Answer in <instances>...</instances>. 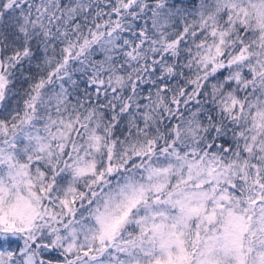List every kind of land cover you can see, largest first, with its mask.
<instances>
[{
    "label": "snow or ice",
    "instance_id": "6c2138e0",
    "mask_svg": "<svg viewBox=\"0 0 264 264\" xmlns=\"http://www.w3.org/2000/svg\"><path fill=\"white\" fill-rule=\"evenodd\" d=\"M0 264H264V0H0Z\"/></svg>",
    "mask_w": 264,
    "mask_h": 264
}]
</instances>
